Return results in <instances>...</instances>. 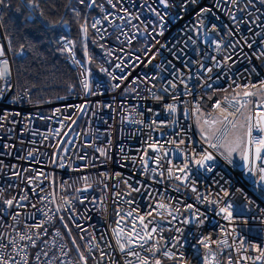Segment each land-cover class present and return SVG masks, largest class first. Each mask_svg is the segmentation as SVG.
I'll list each match as a JSON object with an SVG mask.
<instances>
[{"label":"built area","instance_id":"obj_1","mask_svg":"<svg viewBox=\"0 0 264 264\" xmlns=\"http://www.w3.org/2000/svg\"><path fill=\"white\" fill-rule=\"evenodd\" d=\"M173 2L179 4L180 0ZM147 4L167 11L170 16L168 30L163 37H156L161 44L167 43L168 48H160L156 44L152 52L160 51L151 63H148L150 53L146 47L155 41L144 31L145 23L142 22L155 20V17L147 10ZM141 5L145 6L142 8ZM204 7L211 8L212 12L201 21L196 13ZM94 8H87L83 23H87L88 32L94 38L96 52L92 56L95 70L89 63L88 32L84 34L80 28L81 41L85 45L83 59L78 56L74 41L63 37L59 45L61 49L69 48L63 52L65 62L75 72L76 85L53 99L32 100L30 89L18 88L13 60L25 54L13 53L10 40L0 26V45L4 46L6 53L3 59L8 60L11 72L7 83L12 86V90L0 100V188L4 189V199L15 196L19 200L25 193L28 196L27 200L21 201L24 207L8 210L21 213L17 221L0 213V234L6 237L2 242L7 244V237H11L19 246L27 244L28 264H49V261L51 264H62V261L63 264H69V261L77 264V246L88 258V264H140L141 257H147L149 264H155L156 260L161 264H204L205 256L212 259L213 264H228L229 260L232 264H264L262 260L253 259L259 255L253 246L264 248V197L260 196L259 188L252 184L251 179L241 177L242 169L227 165L219 155L213 173L189 162V180L196 182L197 189L193 192L188 182L175 179L183 173L174 167L182 166L185 156L190 155L193 149L197 153L213 151L195 127L197 106L207 119L210 113L217 114L215 103L220 102L227 107L234 98H241L237 93L244 87L260 85L264 81V57L253 55L264 51L261 43L264 41V27L252 24L249 30V23L243 22L259 16L260 22L264 23V4L255 0V7L246 8V0H240L238 6L227 0H219V3L217 0H199L197 4L189 3L187 11L181 12L178 7L163 9L154 0H147V3L146 0H112L111 4L108 0H100L97 12L89 15ZM123 9L138 14L140 20L133 19L128 23ZM231 12H235L237 20L242 22H234L230 18ZM178 14L182 18L178 19ZM94 20L100 21L95 28L92 27ZM201 24L202 27H197ZM133 25L138 26L139 33ZM212 25H216V31L211 30ZM147 27L151 31L152 26ZM245 40L248 43L255 41L252 48L247 47ZM216 43L221 44L219 50ZM229 44H236V47L230 48ZM229 54L236 62L231 72L225 75L228 62L223 68H216L212 57L224 61ZM136 57H140L143 63L136 61ZM117 64L124 68L123 72L116 68ZM133 64L134 67H124ZM101 67L118 77L127 75V79L113 80L100 71ZM253 67L255 72L246 71ZM206 68L213 71L206 73ZM177 73L192 88L191 96L182 95L186 89ZM188 77L192 78L189 80ZM85 79L90 86L88 94H85L81 83ZM169 81L176 83L177 87L171 88ZM117 84L119 87L114 88ZM208 84L212 87L209 88ZM25 91L27 96L17 103L12 102L13 96L19 98ZM177 94H180L179 100L174 101L173 95ZM169 104L177 106V113L167 112ZM84 105L86 107L82 111L77 110L78 106ZM181 139L183 144L170 143ZM101 148L107 151L110 159L101 154ZM61 161L65 167L59 166ZM145 161L147 172L144 170ZM169 168L173 169L171 177ZM216 171L231 180V185L224 184L230 193L228 197H223L220 186L213 182ZM38 173H44L47 179L40 177L43 182L38 187L36 181L29 184L28 178ZM84 177H88L87 182ZM238 187L244 189L254 205H248L241 194L235 192ZM85 188L87 191H83ZM134 188L140 191H132ZM197 195L201 196L202 202L197 201ZM204 197L212 200L223 198L225 204L233 203L234 222L217 215L218 208L209 205ZM65 200L72 207L68 211L62 208L56 212L57 206L63 205ZM160 202L169 205V210L179 208V213L174 212L178 219L168 223L172 217L156 207ZM189 204L205 214L201 217L203 225L180 223L185 217H192L191 211H185ZM0 207L4 205L0 204ZM43 211L48 212L50 220ZM149 211L153 215L147 217L145 223L151 220L149 230L157 228L153 240L143 248L137 246L121 252L113 232L117 221L127 230L132 227L130 221L137 213L146 215ZM128 212L133 215L121 220L120 216ZM61 216L64 217L63 222ZM70 216L71 220L68 219ZM41 222L42 228L31 230L40 233L35 247L30 242L18 240L17 233L28 232V225ZM64 223L69 224L71 236ZM176 228L183 229V233L177 232ZM58 231L59 236L56 234ZM174 237L180 238L176 247H172ZM73 239L75 245L72 244ZM200 240H204L208 248ZM154 243L159 248L155 254L147 251ZM61 248L67 256L63 255ZM44 251H47L48 259L44 257ZM133 251L138 255L129 254ZM165 252L173 253L174 257L170 259ZM5 254H13L11 248ZM37 255L40 256L39 261L36 260Z\"/></svg>","mask_w":264,"mask_h":264},{"label":"snow or ice","instance_id":"obj_2","mask_svg":"<svg viewBox=\"0 0 264 264\" xmlns=\"http://www.w3.org/2000/svg\"><path fill=\"white\" fill-rule=\"evenodd\" d=\"M97 0H78V3L81 5H85L87 7H92L96 5ZM108 2L111 4L112 0H108ZM119 2V0H117ZM155 3L162 6L163 9H170L174 7H178L181 12L187 11L189 3L191 4H197L199 0H180L179 4H176L173 2V0H154ZM228 3L232 4L233 6H238L240 3V0H227ZM261 4H264V0H259ZM147 3V0H146ZM217 3H219V0H217ZM8 6V0H0V7H7ZM28 6L29 8L35 9L39 7L38 0H28ZM145 5H141L143 8ZM248 6L255 7V0H246V8ZM113 7H115V4H113ZM147 10L155 17V20H148L145 23L144 31L147 32L149 36L152 37V39L155 41V44L146 47V51L150 53L148 58V63H151L152 60L156 58V55L159 54V49H156V52H152V48L155 47L156 44L160 45V48H168L167 43L161 44L159 40L156 39V37H163L165 32L168 30V23L170 20L169 13L167 11H160L158 8L153 7L152 4H147ZM241 11H244L246 9H240ZM125 13V17H128L127 22L131 23L133 19L140 20V16L138 14H131L128 12L127 9H123ZM73 12L77 17L80 16V13L73 9ZM212 9L208 7L201 8L198 13H196V16L198 19L203 21L207 13H211ZM40 17L45 20L48 27L50 29H56L59 26H66L67 21L66 20H54L49 19L45 17V14L43 11L39 13ZM177 18H182L179 14ZM230 18L236 22L237 24L241 23L242 21H238L237 17L235 15V12L230 13ZM3 19L2 14H0V20ZM105 19H108L105 17ZM121 19H124V17H121ZM261 18L257 16L254 20L248 22L243 21L244 23H249V30H251V25L255 24L257 27H264V23H261ZM100 23L99 20H94L92 27H96ZM109 23H112L111 20H109ZM147 25H151V31L148 30ZM2 26V25H0ZM133 27L136 29V32L139 33V28L136 25H133ZM197 27H202L201 25H197ZM212 31H216L217 27L216 25L211 26ZM81 31L84 34H87L88 32V25L87 23L81 24ZM256 35H261L260 33H255ZM64 38H61V40H58L57 42H63ZM129 43H131V40H129ZM245 43L247 44V47L252 48V43H248L245 40ZM262 44H264V41H261ZM68 45H71L70 41H67ZM236 44H239V41H236ZM236 44H229L228 47L235 48ZM221 48L220 43H216V49L219 50ZM24 46L21 45V54L23 53ZM69 50L68 47H64L61 49V51ZM171 50V49H169ZM175 55V53H173ZM5 49L3 45H0V82H4L0 84V100L4 99V96L7 92L12 90V86L7 83L8 78L11 75L9 63L7 59H3L5 57ZM111 55V53H109ZM257 58L264 57V51H261L259 54L253 53ZM136 61L143 63L140 57L135 58ZM212 60L214 62V66L216 68H223L225 62H228L227 71L224 73L225 75H228L231 72L232 67L235 65V59L234 57L229 54L224 57V61L216 60L215 57H212ZM89 63H91V59H89ZM170 63V62H169ZM133 65H124V67H134ZM159 67V65L157 66ZM203 68V65H201ZM116 68H119L121 72H123L124 68L121 67L120 64L116 65ZM100 71L107 73L111 79L113 80H125L127 79V75L123 76H116L113 75L111 72H109L108 69L101 67ZM206 73H211L213 71L212 68H206L204 69ZM246 71L255 72V68L247 69ZM178 78L180 79V82L184 84V88L186 91L182 93V95H192V88L189 87V85L184 81L182 76H179V73H177ZM153 79L155 77H152ZM192 77H188L190 80ZM209 80L212 78L209 76ZM235 82V81H233ZM83 88L85 89V94H88L89 91V82L87 79L81 81ZM171 88L175 89L177 87V84L173 81L168 82ZM209 88L212 87L211 84L207 85ZM114 88L119 87V85H114ZM251 89H256V91H253ZM165 92L168 91L167 88L164 89ZM28 93L25 91L23 96L16 97L13 96L11 98L13 103L19 102V100H22L24 96H27ZM179 95H173V100H179ZM238 97L241 98H234L231 102L228 103L227 107H223L222 103L217 102L214 105V108L216 110V115L209 114V118L202 119V114L198 115L197 117V124L200 125V131H201V137L204 140L206 144H208V147L211 148L213 151L209 152L207 150H204L200 153H197L195 149L191 151L190 155L185 156V160L183 162L182 166H174L176 168V171H179L183 173L182 176H176L175 179L180 180L182 183L188 182L191 186V190L193 192H196L197 189L195 187V181L189 180V162L194 164L200 169L205 170L208 173H213L215 171V168L217 166V156L223 158L224 162L227 165H233L235 166L234 157L239 156V160L242 162L239 167L242 169L240 175L241 177H248L252 180V184L257 186L259 188V194L261 197H264V81L260 83V85H250L249 87H244L243 90L239 93H237ZM157 99H160V97H156ZM254 98V99H250ZM227 99V98H226ZM84 106H78L77 110L82 111ZM241 109H244V111H241ZM166 110L169 114H175L177 113L178 109L175 104H169L166 106ZM196 112L200 113L199 106L196 107ZM253 113H257V115H253ZM239 114V116L237 115ZM16 115H19V113H16ZM139 123V121H137ZM155 123V121H153ZM170 143L173 144H183L184 140L181 139L179 142L176 140L170 141ZM152 145H150L151 147ZM158 150V149H154ZM102 155H104L106 158L108 157L107 151L103 148L99 149ZM167 154V153H165ZM31 155V153H29ZM83 159V158H82ZM143 159V158H142ZM159 159V158H157ZM145 172L148 171L147 168V162L145 161ZM60 167H65L66 165L63 163V161L59 164ZM153 172L155 170L153 169ZM173 174V169H168V175L171 177ZM15 175H19V173H15ZM119 175V174H117ZM44 177L47 179V176L44 173H38L37 176L28 178L29 184H32L33 181L37 182V187L39 183H42L43 181L40 180V177ZM218 177V179H217ZM85 182H87L88 177L83 178ZM221 181H223V184H221ZM159 182V181H158ZM213 182L220 186V190L223 193V197H228L230 195L227 188L224 187V184L231 185V180L225 179V176L221 173L216 171L215 175L213 177ZM11 187V186H10ZM88 187L90 188L91 185L89 184ZM131 187V186H130ZM23 191V190H22ZM35 191V189H33ZM83 191H87V188L83 189ZM132 191L139 192V188H134ZM235 192L240 193L243 199L247 202L248 205H254L255 202L247 195V193L244 191L243 188H236ZM4 189L0 188V204H3L4 207H0V213L10 215L11 219L13 221H17L21 213L19 211L10 213L8 210L12 208H21L24 207V205L21 203V201H25L28 199L27 194L21 196L19 200L17 197L13 196L11 199H4L3 198ZM198 202H202L201 196L197 195L196 197ZM204 200H207L209 205H215L216 208H218L217 215H222L225 220H228L230 223L234 222L233 217V203L229 202L227 204L224 203L223 198L220 200H212L208 197H204ZM83 201L81 200V203ZM95 203V201H93ZM223 205V206H221ZM32 207H35L33 204ZM72 205L69 203V201L65 200L63 205L57 206L56 212H60L63 208L64 211H68ZM158 209L167 211V215L172 217V220L168 221V223H172V221L177 220V215H174L175 213H179V208L169 210L170 206L164 204L163 202H160L156 205ZM42 211V210H41ZM185 211H191L192 217H185L180 221V223L188 225L190 223H197L198 225H203L204 219H201V217H204L205 214L202 212H199L198 209H195L193 205L189 204L186 206ZM118 215L119 212L117 213ZM43 215L45 217H48L50 220L51 217L48 215L47 211H43ZM133 215L132 212L126 213L124 216H120V219L123 220L125 216L131 217ZM153 215V212L149 211L146 215H140L139 213L136 214L135 219H133L131 222L132 227L125 230L124 227L120 225V221H117V228L113 229V232L116 236V243L119 245L120 251L125 252L128 250V248H134V247H141L143 248L145 245L148 244L150 240H153V234L157 232L156 227H152L149 230V224L152 223L151 220L148 221V223H145V220L147 217H150ZM157 215H162V213H157ZM35 218L34 216L32 217ZM61 221H64V217H60ZM69 220L72 219L70 216L68 218ZM206 219V217H205ZM137 221H139V229L137 228ZM247 221H245L246 223ZM29 231L23 232V233H17L18 240L21 242H30L31 246H36V240L40 238V233L38 231L32 232V229H40L43 227V222L37 223L34 225H28L27 226ZM65 229L68 230V235L71 236V229L69 227L68 223H64ZM77 227H80V225H77ZM163 231V229H161ZM177 232L183 233V229L176 228ZM46 233V230H45ZM57 236L60 235V232L58 231ZM6 237L3 234H0V264H28V257H27V244H24L23 246H19L17 244V240L13 239L11 237H7L8 243L5 244L2 241ZM175 243L172 244V247H176L177 244H180V238L174 237L173 238ZM139 242V243H137ZM200 243L203 244L205 248H208V244L204 242V240H200ZM241 247H243V240L240 241ZM72 244L75 245L76 241L75 239L72 240ZM183 245H181L182 247ZM11 248L12 253L11 255H6L5 251L7 249ZM254 250L259 253V255L254 260H262L264 261V248H261L258 245L253 246ZM77 252L79 253V260L77 261V264H88V258L84 255L83 252L80 251L79 246H77ZM147 251L153 252L155 254L156 251H159V248H157L156 244H152L150 247L147 248ZM210 251V250H209ZM247 251V249H245ZM61 252L63 255L67 256V252L64 251L63 248H61ZM130 255H138L136 252H130ZM43 255L46 259H48V253L47 251L43 252ZM165 255H167L170 259L174 257V254L171 252H165ZM101 259H103V254L101 255ZM181 259L183 257L181 256ZM245 259H248L245 257ZM36 260H40V256L37 255ZM49 264L51 262L49 261ZM63 264V261H62ZM69 264L71 262L69 261ZM140 264H149V260L147 257H141L140 258ZM155 264H161L160 260H156ZM204 264H213V260L210 259L208 256L204 257ZM228 264H232V261L229 260Z\"/></svg>","mask_w":264,"mask_h":264},{"label":"trees","instance_id":"obj_3","mask_svg":"<svg viewBox=\"0 0 264 264\" xmlns=\"http://www.w3.org/2000/svg\"><path fill=\"white\" fill-rule=\"evenodd\" d=\"M89 13L97 12L96 6ZM39 7L32 9L28 0H8L7 7H1L3 19L0 20L4 35L10 40L11 49L16 55L24 46V57H14V73L18 88L27 87L31 91L32 100L53 99L66 94L76 85L75 72L65 62V54L57 42L63 37L71 38L79 57L83 56L81 41V24L87 14V6L78 0H38ZM87 3V0H86ZM73 9L80 13L77 17ZM43 11L45 17L54 20H66V26L50 29L39 15ZM88 47L91 52V67L95 70L94 38L88 32Z\"/></svg>","mask_w":264,"mask_h":264},{"label":"rangeland","instance_id":"obj_4","mask_svg":"<svg viewBox=\"0 0 264 264\" xmlns=\"http://www.w3.org/2000/svg\"><path fill=\"white\" fill-rule=\"evenodd\" d=\"M79 45H82V49H80V51H82V53H83V56L85 55V49H84V46L85 45H83V44H79ZM201 113H198L197 114V117H198V115H200ZM197 117H196V119H195V127H196V129H197V132H198V134H199V136L201 137V131H200V125H198L197 124ZM202 119H204V116H203V114H202ZM202 138V137H201ZM203 140V139H202ZM204 141V140H203ZM234 162H235V165L237 166V167H239V165L242 163L240 160H239V156H235L234 157ZM240 168V167H239Z\"/></svg>","mask_w":264,"mask_h":264}]
</instances>
